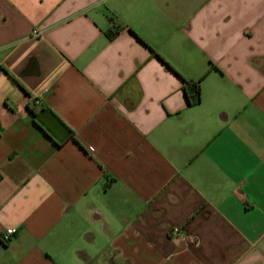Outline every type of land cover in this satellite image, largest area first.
Wrapping results in <instances>:
<instances>
[{
  "label": "crops",
  "instance_id": "crops-1",
  "mask_svg": "<svg viewBox=\"0 0 264 264\" xmlns=\"http://www.w3.org/2000/svg\"><path fill=\"white\" fill-rule=\"evenodd\" d=\"M0 264H264V0H0Z\"/></svg>",
  "mask_w": 264,
  "mask_h": 264
},
{
  "label": "trees",
  "instance_id": "trees-1",
  "mask_svg": "<svg viewBox=\"0 0 264 264\" xmlns=\"http://www.w3.org/2000/svg\"><path fill=\"white\" fill-rule=\"evenodd\" d=\"M120 29L118 27H115L108 31V35L112 38L116 34H118ZM216 68L213 64L210 66V70H213ZM190 105L199 103L201 99V79L197 81H185V85L183 87ZM40 127V126H39Z\"/></svg>",
  "mask_w": 264,
  "mask_h": 264
},
{
  "label": "built area",
  "instance_id": "built-area-1",
  "mask_svg": "<svg viewBox=\"0 0 264 264\" xmlns=\"http://www.w3.org/2000/svg\"><path fill=\"white\" fill-rule=\"evenodd\" d=\"M33 33L35 35H40L41 34V32L38 31V30H34ZM15 232H16V229H13V228L7 229L1 236L2 241L4 243L8 242L11 239V237L15 234Z\"/></svg>",
  "mask_w": 264,
  "mask_h": 264
}]
</instances>
